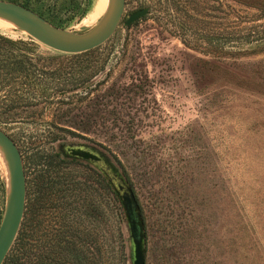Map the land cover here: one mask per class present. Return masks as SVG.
<instances>
[{
  "label": "rangeland",
  "instance_id": "374dc122",
  "mask_svg": "<svg viewBox=\"0 0 264 264\" xmlns=\"http://www.w3.org/2000/svg\"><path fill=\"white\" fill-rule=\"evenodd\" d=\"M8 1L72 31L92 26L107 6ZM198 2L192 11V0H125L110 38L77 55L0 23L8 39L0 38V128L20 149L34 225L45 205L38 244L47 248L62 230L96 264H120L122 248L131 264L118 197L99 189L97 168L62 151L88 145L135 189L146 264H264L260 250L246 249L244 228L252 237L264 232V17L230 0ZM139 7L148 13L126 26ZM22 54L36 73L14 66ZM6 187L0 155V220ZM239 225L240 233L230 230Z\"/></svg>",
  "mask_w": 264,
  "mask_h": 264
},
{
  "label": "water",
  "instance_id": "95a60500",
  "mask_svg": "<svg viewBox=\"0 0 264 264\" xmlns=\"http://www.w3.org/2000/svg\"><path fill=\"white\" fill-rule=\"evenodd\" d=\"M125 0H107L101 17L92 25H81L79 31L58 27L30 8L0 0V18L24 31L36 41L62 53H81L105 42L123 18ZM148 7L130 12L126 26L144 17ZM70 156L90 163L110 182L118 195L129 228L128 243L131 264H146L144 223L134 191L118 167L91 146H66ZM0 155L7 172L5 205L0 220V264H3L18 235L26 208L27 178L20 149L12 137L0 128ZM126 252V249H125ZM128 256V255H127Z\"/></svg>",
  "mask_w": 264,
  "mask_h": 264
},
{
  "label": "trees",
  "instance_id": "16d2710c",
  "mask_svg": "<svg viewBox=\"0 0 264 264\" xmlns=\"http://www.w3.org/2000/svg\"><path fill=\"white\" fill-rule=\"evenodd\" d=\"M230 1L233 2V6L235 4H238V5H241V7L244 9L259 11L260 12L259 15L264 17V0H230ZM23 5L28 7L25 4H23ZM190 8L192 11H199L200 6H199L198 0H192V3L190 4ZM39 15H41V14H39ZM45 19L48 20L47 18H45ZM48 21L50 23H52L50 20H48ZM52 24H54V23H52ZM228 33L230 36L235 34V32H233V31H229ZM249 34H255V32L249 31L246 35H249ZM0 38H2V40H5V41L8 40L4 37H0ZM183 42L186 45L189 44V43H187V41H183ZM195 48H197V47H195ZM212 50L216 51L218 49H217V47H214V48H212ZM74 55H77V54H74ZM20 57H21L20 59L15 61V65H14V66H17V69H19V71H21L25 74H29L32 71L36 73L38 71L37 69L34 71L33 68L32 69L29 68V67H33V66L36 67L37 64L33 63L28 58V55L22 54V55H20ZM41 71H42V69H41ZM42 72H44V71H42ZM119 162H121V161L119 160ZM126 162H127V159H126ZM124 167H125V164H124ZM124 171H125L128 179L131 182L129 172L125 169H124ZM27 184H28V181H27ZM99 185H100L99 189L104 190V191L107 190V194H109V185L103 179V177H100ZM133 190H134V194L136 196V199L139 203V198L137 197L135 189L133 188ZM230 200L234 201V199L232 197H230ZM112 201L115 204H117L118 199H116V196L112 197ZM261 202H262L263 207H264V197H262ZM28 204H29V194H28V185H27L26 208H25V213H24V217L22 220V224L20 226L18 235L14 241V244L12 245L6 259L3 262V264H96V261H97L95 258L96 254L94 252H92L93 257L91 255H87L85 253L84 249H81V248H83L82 247L83 245L80 243V240L67 238L66 235L62 232V230L58 231L59 233L54 238V241L52 242V244H50L47 247L48 250L46 248L47 244H42V245L38 244L36 242L37 238H35V236H36L35 232L37 230L34 229V226H36L38 229L42 230V232H40V234H38V236H40V237H38V241H39V239L42 236L46 235V230H45L46 225L43 223V219H44V216L46 213L45 211H43L45 208V205H44V203L39 204L40 217L38 219H36V222H35L36 225H34V223H33L34 218L32 216L27 217ZM140 208H141V205H140ZM142 211H143V209H142ZM114 212L117 215V218H116L117 221L120 222L121 211H120V207L118 205H116L114 207ZM261 220L263 222V217L261 218ZM234 224H235V222H234ZM240 226L241 225H239L238 227H232L230 230L231 231L234 230L235 233H240V230H241ZM251 227H253L252 224H251ZM244 228L247 232V236H249V241H250V244L248 247H246V249L250 252L251 251L257 252L260 250L262 252V254L264 255V232H263V235L261 237H259L257 235H255V237H252V235L250 233H248V230H247L248 227L246 224L244 225ZM119 234H120V236L122 235L120 228H119ZM34 239H35V242H34ZM121 242H123L122 236H121ZM121 244H122V246H124L123 243H121ZM122 249L120 250V253H119V262H120V264H128V262H126V252H123ZM247 250L245 252H247ZM99 257L101 259V254H99ZM100 264H104L103 259H102V262Z\"/></svg>",
  "mask_w": 264,
  "mask_h": 264
},
{
  "label": "flooded vegetation",
  "instance_id": "af4514ba",
  "mask_svg": "<svg viewBox=\"0 0 264 264\" xmlns=\"http://www.w3.org/2000/svg\"><path fill=\"white\" fill-rule=\"evenodd\" d=\"M139 8H141V7H139ZM72 146V145H71ZM66 147V146H65ZM65 147L62 149V151L65 153V155H66V157L67 158H69V159H72V160H75V159H77V158H75V157H72V156H70V154L68 153V151H66V149H65ZM81 161H83V160H81ZM85 162V161H84ZM86 163H88V162H86ZM88 164H90V163H88ZM100 172V171H99ZM102 174V173H101ZM101 174H99V179L98 180H100V177H103V179L108 183V185H109V187H111V189L113 190V188H112V186L110 185V182L106 179V177L103 175V176H101ZM114 191V190H113ZM114 194L118 197V195L116 194V192L114 191ZM118 199H119V197H118ZM119 201H120V199H119ZM121 202V201H120Z\"/></svg>",
  "mask_w": 264,
  "mask_h": 264
},
{
  "label": "bare ground",
  "instance_id": "6f19581e",
  "mask_svg": "<svg viewBox=\"0 0 264 264\" xmlns=\"http://www.w3.org/2000/svg\"><path fill=\"white\" fill-rule=\"evenodd\" d=\"M0 23L3 24V25H7V26H10V25H11V26L14 27V25H13L12 23H10V22H8V21H6V20H4V19H1V18H0ZM1 24H0V25H1Z\"/></svg>",
  "mask_w": 264,
  "mask_h": 264
}]
</instances>
